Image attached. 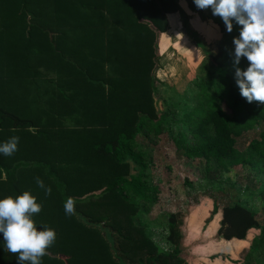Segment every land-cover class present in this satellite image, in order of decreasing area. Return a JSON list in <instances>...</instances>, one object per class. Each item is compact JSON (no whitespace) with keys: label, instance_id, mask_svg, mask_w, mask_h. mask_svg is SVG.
<instances>
[{"label":"rangeland","instance_id":"374dc122","mask_svg":"<svg viewBox=\"0 0 264 264\" xmlns=\"http://www.w3.org/2000/svg\"><path fill=\"white\" fill-rule=\"evenodd\" d=\"M176 3L180 10L164 13L166 29L152 40L150 75L154 71L158 82L154 96H148L143 89L136 95L135 89L127 93L130 70L122 74L117 67L119 61L108 57L111 42L122 41L124 48L134 52L132 42L140 43L130 24L128 7L133 8L132 4H105L101 8L100 4L95 8L75 4L79 17L94 20L87 31L77 33L68 25L57 23L65 10L51 0H0V107L35 122L34 127L13 129L6 128L11 124L9 118L3 120L0 138L7 141L17 136L19 144L12 156L4 155L0 198L16 196L8 178L12 175L22 194L29 191L42 204L41 212L33 217L38 228H52L57 233L43 260L71 262L72 246H67L73 242L82 243L83 247L102 241L111 247L109 253L116 243H123L111 221L117 212L105 207L97 210L91 204L108 185L103 178L109 170V166L105 169L108 162L103 161V167L102 159L88 162L83 152L73 153L77 139L70 135L75 132L86 143L90 131L98 133L100 124L107 127L116 120L121 125L120 115L126 106L134 102V96L142 99L144 95L142 107L166 112L169 126L157 133L152 125H147L133 138L135 150L142 153L144 160L145 188L154 201L143 202L134 195L128 201L137 207L147 237L154 242L161 258L168 260L165 264H174L176 258L186 264H264V255L256 251L245 259L257 231L241 242H226L217 235L221 209L227 205L246 207L264 224V171L258 168L262 166L260 156L250 154L248 146L254 138L262 142L259 134L264 132V125L241 130L240 136H236L234 162L181 159L172 141L181 126L180 119L192 107L190 94L208 80L207 56L220 53L219 60L229 69L237 67L233 38L239 36L241 26L233 21L229 33L223 20L214 16L210 8L200 10L194 0ZM120 9L125 18L117 14ZM53 52L57 54L53 56ZM107 58L112 62H107ZM125 64L129 65L121 58V65ZM103 108L110 117L104 118ZM223 111L231 115L225 104ZM64 146L73 148L61 162L59 151ZM84 150L89 151V147ZM125 162L129 165L127 170L122 169V173L127 172L126 179L140 172L130 160ZM119 170L114 166L112 175ZM37 178L51 189L50 194L37 185ZM69 197L75 201V214L71 216L64 209ZM80 197L83 199L78 200ZM215 206L218 210L211 216ZM118 214L122 217L121 207ZM170 216H175L176 246L168 240ZM174 248L178 249L177 254ZM0 255L6 264H16L17 256L7 251L2 233Z\"/></svg>","mask_w":264,"mask_h":264},{"label":"trees","instance_id":"16d2710c","mask_svg":"<svg viewBox=\"0 0 264 264\" xmlns=\"http://www.w3.org/2000/svg\"><path fill=\"white\" fill-rule=\"evenodd\" d=\"M107 1L108 3H106ZM98 4H100L99 8L105 4L133 5V8L128 7L132 17L130 24L134 26L132 29L134 38L136 37V40L140 43L132 42L136 49L134 52L124 48L122 41L111 42L108 57L112 56L114 60L119 61L120 64L117 67L122 74L130 70L132 77L128 85L125 86L127 93L133 92L135 89L134 93L136 95L143 89L144 93L147 91L148 96H151V93L154 96L157 91L156 84L158 80L154 71L150 75L153 66L150 61L152 40L157 33L160 35L166 29L164 13L180 10L176 0H85V3L79 4V6L95 8ZM153 4L154 6H152ZM55 5H57V8L65 10V12L60 13V22L68 25L73 32L78 33L80 31L83 33L84 30L87 31L90 28V23L94 22L93 18L88 16L79 17L75 4ZM64 6H67V8ZM117 14L123 15L124 18L126 17L122 9ZM139 47L142 49L143 58ZM136 52L137 57L134 56ZM219 54L207 56L206 60L209 61L210 66L208 80L197 85V91L190 94L192 107L180 119L179 123H181V126L176 130L175 135L172 136L177 157L181 159H198L199 162L209 161L210 159L234 162L237 159L236 136H240L241 130L252 129L257 124L264 125V103L256 101L249 103L246 98L241 96L235 79L236 68L229 69L219 60ZM121 58L125 62L127 60L129 65H121ZM107 62L111 63L112 60L107 58ZM248 66L249 62L243 57L239 65H237L242 70H245ZM144 99V95H142V99H137L134 96V102L128 104L125 111L120 115L122 116L120 118L122 119L121 125L117 124L116 120L113 123L110 121L107 127L100 124L99 129H97L99 130L98 133H95L94 130L90 131V140L86 143L82 141L79 134L74 132V134L70 135V138L76 136L77 139V143L73 145L74 148L72 147L73 153L80 155L83 152L87 156L88 162L93 158H96V162H101L102 159L103 167H105L103 161L108 162L105 169L109 166V170L103 174V178L108 180V185L99 194V199L96 202H91V204L97 210L105 207L106 210H111L112 208L117 212V215L112 217L111 221L115 224L114 231L117 236L123 239L121 246L119 242L112 247L113 251L111 253H109L111 247L102 241H99V243L89 242L87 243L88 246L83 245V247L82 243H76V245L74 243L72 249L70 248L74 262L80 260L84 264L86 262L89 264H165L168 261L165 258H161V254L157 252L156 245L147 237L145 227L140 221V215L134 202L128 201L131 195L136 196L143 202L154 201V196H149L145 188L144 160L142 153L136 152L133 138L147 125H152L157 133L165 131L169 126L167 121L168 114L166 112L145 110L142 107ZM223 104L231 111V115H227L223 111ZM107 112L108 110L105 109L104 118L110 117ZM5 118H9L11 121L10 126L6 128L16 129L25 126H35V122L31 118L20 117L0 107V133L3 130V120ZM259 137L262 138V142L254 138L248 146L251 151L250 154L257 153L260 156L262 166L258 168L264 171V146L262 145L264 132H260ZM3 142H5L4 138H0V143ZM88 147L89 151H82L83 148ZM72 148L64 146L60 149L59 157L61 162V158L67 155ZM3 158L4 155L0 154V170L4 166ZM126 160H130L140 169L137 175H132L129 179L125 178L127 172L122 173L123 168L127 170L129 167L127 162H125ZM114 166H118L120 170L112 175ZM8 178L12 180V192L16 196L21 195L22 193L18 189L14 176L9 175ZM262 196L264 197V191ZM91 204H89L90 208ZM120 207L122 211L121 219L118 214ZM217 210V206H215L211 216ZM168 223L170 225L168 240L176 246L173 239L175 235V216H170ZM252 231H257L258 236L251 239L252 245L246 253V260L250 259L252 251L258 252L259 255H264V224L261 225L256 220L254 213L242 205H227L221 209L220 227L217 231L220 239L226 242L247 241ZM174 252L177 254L179 251L174 248ZM174 258H171V260ZM4 259V256L0 257V264L5 263ZM15 263L18 264L17 260ZM174 264L186 263L180 258H176Z\"/></svg>","mask_w":264,"mask_h":264},{"label":"clouds","instance_id":"9594fccd","mask_svg":"<svg viewBox=\"0 0 264 264\" xmlns=\"http://www.w3.org/2000/svg\"><path fill=\"white\" fill-rule=\"evenodd\" d=\"M200 10L211 9L219 16L229 33L233 21L240 27V34L233 38L234 65L246 58L249 66L235 69L236 84L240 94L249 103H264V0H194ZM19 137H10L0 143V154L12 156L18 151ZM6 178V174H5ZM39 187L44 182L37 178ZM46 194L51 193L45 188ZM65 214H75V201L69 197L64 204ZM42 204L29 191L18 196L0 198V233L7 251L17 256L18 264H41L42 257L56 241L57 233L48 227L38 228L34 216L40 213Z\"/></svg>","mask_w":264,"mask_h":264},{"label":"crops","instance_id":"0c3cea01","mask_svg":"<svg viewBox=\"0 0 264 264\" xmlns=\"http://www.w3.org/2000/svg\"><path fill=\"white\" fill-rule=\"evenodd\" d=\"M12 1V0H11ZM30 1H32V2H34V3H36L37 1L39 2L40 0H30ZM51 2H53L54 4H84L85 3V0H64V1H62V2H60V3H57L56 2V0H51ZM23 3V2H22ZM26 3V2H25ZM24 4V3H23ZM61 19V18H60ZM60 19H59V22H57L58 24H60L61 22H60ZM57 53L55 52H53V56L54 55H56ZM78 200H81V199H83V197H80V198H77ZM74 243L75 242H73V245H71L72 243H70L67 247H70V245L71 246H74ZM75 245H76V243H75ZM66 247V248H67ZM54 257H56V256H54ZM67 263H65V264H84L83 263V261L81 262L80 260H76V262H74V260H71V262H70V259H68V261H66ZM87 264H89L88 262H86ZM85 263V264H86ZM41 264H60V263H57V262H50V259H47V260H41Z\"/></svg>","mask_w":264,"mask_h":264}]
</instances>
